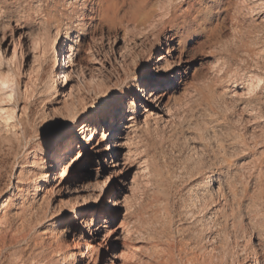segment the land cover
Instances as JSON below:
<instances>
[{
  "label": "bare ground",
  "instance_id": "1",
  "mask_svg": "<svg viewBox=\"0 0 264 264\" xmlns=\"http://www.w3.org/2000/svg\"><path fill=\"white\" fill-rule=\"evenodd\" d=\"M184 1L40 0L38 28L44 34L51 33L53 42L55 46L58 45L61 53L57 75L67 80L70 78L75 84L81 82L82 85V92L65 103V108L57 109L66 114V127L62 133L69 134V143L74 142L76 155H83V159L71 174H67L69 165L62 163V150L57 149L51 162L44 163L38 155L40 148H28L31 165H38L39 169L32 175L31 170L25 172L22 169L17 173L12 195L20 199L18 207L11 209V203L14 205L11 196H7L1 204L0 260L9 245L26 241L29 242L27 253L14 257L6 264H136L139 247L133 243L135 238L126 219V212L118 224H115V217L126 197V190L130 191L138 174L149 164L141 148L143 132L172 119L174 114L169 102L170 95L184 83L187 71L195 59L185 43V39L191 34L185 20L192 11L189 4L185 9H180ZM240 1L251 9L264 8V0ZM229 3L230 0L227 1V6ZM216 4L218 6L219 1ZM104 26L115 31L113 38L105 42L102 41V36L94 35ZM118 30L121 34L116 32ZM90 35L91 42L86 51L87 63L81 64V42ZM13 45L11 47L10 41L4 42L2 51L16 57L17 46ZM148 50L150 52L146 58H142V52ZM176 58L186 68L178 67L174 61ZM210 58L216 62L213 53ZM54 63H58L56 51ZM260 68L262 71L257 75L255 73V76L249 74L247 79L237 78L240 80L239 85L235 84L238 80H234L233 87L240 88V94L254 90L255 84L264 82V64ZM196 69L194 67L193 72ZM103 71L107 72L104 78L109 79V85L102 78ZM154 73L159 75H153ZM113 74L116 75L114 80L110 78ZM142 77L151 79L154 87L146 92L141 85H135V91L128 93L132 99L126 104L125 111L115 106L114 96L110 103L107 102L100 108L95 105L97 96L111 90L123 94L124 89L130 87L129 82ZM3 78L0 79V96L5 95L7 99L11 96L12 99L19 89L12 79L13 82H10ZM4 84H8V88H4ZM199 85H193L192 90L196 95L199 93ZM202 85L208 90L212 87L209 80ZM228 91L227 87H223L221 93L225 95ZM136 92L139 96L135 95ZM85 95L90 98L89 101H86ZM1 102L0 113L6 111L11 104ZM211 104L218 103L213 98ZM90 109L102 110L106 114L103 122H94L98 127H94L86 118L81 119ZM73 126L75 132L80 134L79 140L72 134ZM97 131L99 136L90 143ZM224 169L218 164L196 173V176L203 175L204 179L189 187L188 195L176 212L177 216H190L192 224L189 232L184 235L182 229L178 230L179 239L174 241L178 237H171L163 249L160 248V243L154 244L155 248H160L161 253L164 250L175 252L182 264H240L244 259L240 260L237 251L239 247L241 255L245 253L246 264H264V256H260L257 251L248 252L249 248L243 239L233 241L227 232L222 239L218 236L217 217L219 215L225 218L226 213L224 208L218 211L215 201L221 198L224 205L228 203V191L219 178ZM131 171V179L128 180L127 176ZM93 172L95 182L90 181L85 185L78 183L81 177L92 176ZM37 176L43 184H37ZM51 192L58 196L53 205L57 207L54 215H48V207L43 205ZM29 193L32 199L25 203L24 199ZM93 205L96 207H92ZM78 208H87V218L85 213L77 211ZM165 210L166 216L171 219V213L168 209ZM33 211L37 212L34 220L29 215ZM14 218L19 219L21 229L14 226ZM36 225L43 227L37 230L36 238L30 241ZM158 255L159 252L156 256Z\"/></svg>",
  "mask_w": 264,
  "mask_h": 264
},
{
  "label": "rangeland",
  "instance_id": "2",
  "mask_svg": "<svg viewBox=\"0 0 264 264\" xmlns=\"http://www.w3.org/2000/svg\"><path fill=\"white\" fill-rule=\"evenodd\" d=\"M217 1L218 6L215 5ZM227 1L185 0L180 8L185 9L188 4L191 6L192 13L185 20L191 34L185 43L195 59L184 83L170 95L173 120L143 132L141 148L149 164L138 174L130 191L126 190V197L115 217V224H118L126 212L135 238L133 243L139 247L136 264H182L175 252L164 250L161 253L159 249L170 242L171 237H178V230L182 229L187 235L191 218L177 216L176 212L188 195L189 185L196 173L218 164L225 168L219 178L228 191L227 205L221 198L215 201L218 211L224 208L226 213L225 218L217 217L218 236L222 239L227 232L233 241L243 239L248 252L257 251L264 256V82L255 84L254 90L242 94L240 88L233 87L234 80L247 79L249 74L257 75L262 71L264 8L251 9L240 0H230L227 6ZM39 4L40 0H0V79L5 77L10 82L14 81L19 89L10 102L5 95L0 96L2 104L11 103L6 111L0 113V214L1 204L7 196L14 201L11 209L19 206L20 199L12 195L17 173L22 169L25 172L31 170L32 175L39 169L38 165H31L28 148H40L39 157L44 163L51 162L58 149L55 134H61L66 127V114L57 108H65V103L82 92L81 82L75 84L74 80L57 75L61 53L51 33L44 34L38 28ZM116 32L121 34L120 30ZM114 33L113 29L104 26L94 35L102 36L105 42L112 39ZM90 37L82 39L81 64L87 63ZM5 38L11 42V47L13 44L17 46L16 57L2 51ZM55 51L57 64L54 63ZM149 52H142V58L145 59ZM211 53L215 55L216 62L210 58ZM174 61L178 67L186 68L177 58ZM136 66L139 69L137 63ZM194 67L197 69L193 72ZM104 76H107L106 71L102 72V78ZM115 76L110 75V78L114 80ZM104 79L109 82V79ZM208 80L212 83L209 90L202 85ZM195 84H200L197 95L192 90ZM235 84L239 85L240 80ZM223 87L229 89L225 95L221 93ZM109 92L97 96L95 105L101 99L110 103L113 96H109ZM85 96V100L89 101L90 98ZM213 98L218 104H211ZM123 109H127L126 105ZM132 171L127 176L128 180ZM95 177V172L92 176L84 175L78 183L95 182ZM36 181L38 185L43 184L38 176ZM51 193L43 201V205L48 207V215L57 211L53 205L58 196ZM31 199L29 193L24 202ZM165 209L171 213V219L166 216ZM36 213H29L30 218L34 220ZM13 222L16 228L19 226L21 229L18 218H14ZM43 225L34 226L30 241L36 238L37 230ZM177 239L179 237L174 241ZM156 243H160L161 247L155 248ZM28 244L21 241L9 245L0 260L1 264L27 253ZM240 250L238 247L240 260L244 259L240 264H246L245 253L241 255Z\"/></svg>",
  "mask_w": 264,
  "mask_h": 264
},
{
  "label": "snow or ice",
  "instance_id": "3",
  "mask_svg": "<svg viewBox=\"0 0 264 264\" xmlns=\"http://www.w3.org/2000/svg\"><path fill=\"white\" fill-rule=\"evenodd\" d=\"M4 42L7 43V38H5ZM174 42L175 41H173V43ZM191 42H194V41H190V43ZM0 59H2V58H0ZM160 63H163V61H161ZM142 67H143V65H142ZM168 67H171V65H169ZM153 75H159V73H154ZM129 83H130V87L124 89L123 94H121L119 92H112V91L109 92V96L115 97L114 104L118 108L122 109L124 107V105H126L128 103L129 99H132V97H130L128 95V93L135 91V85H137V84L141 85V87H143L146 92L149 88L154 87L153 81L151 79L143 78V77L140 80L131 81ZM3 87L8 88V84H4ZM117 87H119V86H117ZM135 95L139 96V93L136 92ZM8 99L11 100V96H9ZM104 103H105V99L98 100L97 108H99V106L103 105ZM85 118L87 119V121L89 123H92L94 127H98V124H96L94 122L95 121L103 122V120L106 118V114L102 110L97 111L96 109H90L89 111L84 113L83 117H81V119H85ZM77 123H79V121H77ZM72 134L76 137V140H79L80 134L75 132V126H73V133ZM84 134L87 135V132H85ZM55 135L57 136L56 147L59 150H62L64 152V157H63L62 163H68L69 166L67 169V174H71L72 170L83 159V155H81V156L76 155L77 149L74 146V142L69 143V134L57 133ZM96 136H99L98 131L96 132V135L93 136L89 142L91 143V142L95 141ZM97 146L99 147L100 145H97ZM69 161H70V163H69ZM102 177H103V172L101 173V178ZM203 179H204L203 175L194 176L192 178V182L189 185V187L194 186L195 184L199 183ZM92 207H96V206L93 205ZM77 211L81 212V213H85V218H87V208H78Z\"/></svg>",
  "mask_w": 264,
  "mask_h": 264
}]
</instances>
